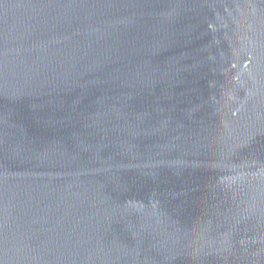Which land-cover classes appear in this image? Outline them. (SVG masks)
Segmentation results:
<instances>
[{
    "label": "water",
    "instance_id": "95a60500",
    "mask_svg": "<svg viewBox=\"0 0 264 264\" xmlns=\"http://www.w3.org/2000/svg\"><path fill=\"white\" fill-rule=\"evenodd\" d=\"M0 264H264V0H0Z\"/></svg>",
    "mask_w": 264,
    "mask_h": 264
}]
</instances>
